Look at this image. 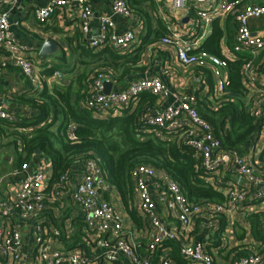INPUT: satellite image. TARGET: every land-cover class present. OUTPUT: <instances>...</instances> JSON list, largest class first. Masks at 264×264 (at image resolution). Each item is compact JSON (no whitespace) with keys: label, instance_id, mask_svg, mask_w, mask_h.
Instances as JSON below:
<instances>
[{"label":"built area","instance_id":"1","mask_svg":"<svg viewBox=\"0 0 264 264\" xmlns=\"http://www.w3.org/2000/svg\"><path fill=\"white\" fill-rule=\"evenodd\" d=\"M188 1L199 4L198 27L203 34L216 18L232 17L236 20L237 33L231 53L233 58L246 52L255 58L264 50V39L254 35L249 24L252 19L264 18V6L243 5L236 1L209 7L207 5L211 0H172V4L174 9L182 11ZM16 2L17 0H0L3 5ZM77 2V19L81 33L87 36L93 12L87 0ZM67 4L66 0H55L38 8L37 21L40 24L48 23L56 12ZM112 12L114 15L129 17L131 8L125 0H114ZM100 22V34L90 41L93 49L112 43L116 50L122 52L136 43V36L132 31L109 35V31L115 26L111 17H102ZM10 26L8 14L0 12V47L9 54V62L20 69L31 84L38 88L40 75L26 55L27 48L10 35ZM155 45L171 49L184 67H211L218 78H221V70L226 66L225 60L206 51H197L198 41L180 33L167 34ZM9 62L2 61L0 70ZM258 70L253 59L247 61L242 82L248 86V90H254L258 94V136L264 141V77ZM107 80H111L108 70L101 72L94 79L91 86L92 97L85 104L88 109L107 118L111 117L112 113L136 104L145 93L157 97L168 95L166 86L159 79L138 80L122 92H110L106 95L104 82ZM227 83L228 79L225 78L216 85L219 96L224 94ZM196 104L197 97L194 95L179 98L177 107L170 106L149 113L145 116L144 123L148 127L168 133L183 129L182 138L201 160L202 168L209 178L208 182L224 193V203L192 204L166 172L151 165L138 166L132 172L135 206L150 238L146 249L141 251V246L129 230L125 218L104 196L109 192V188L103 180L98 162L88 159L83 163L85 172L81 182L68 194L72 203L82 212L85 227L90 235L89 254L86 256L81 250L63 252L57 249L61 233L53 229L50 234L44 216L50 209V203L60 198L67 186L56 188L50 193L47 190L52 171H49L47 166L44 167L45 163L34 167L24 164L18 171L24 174V180L16 196L1 211L0 264H27L23 236L29 231L34 244L33 264H175L172 252L167 251L170 249L168 244L172 242L180 243L179 255L188 264H215L213 256L207 251L206 243H192L191 234L198 223H201L202 227H207L211 234L216 235L221 216L231 219L233 214L239 212L246 204L263 201L264 172L260 171V164L246 161L237 151H226L221 140L215 136L211 124L201 117ZM185 117L191 122V126L183 123ZM0 120L12 123L16 122L17 118L10 110L0 105ZM75 129L76 125H69L71 139L74 138L72 133ZM225 172L233 173L235 177L224 178ZM173 215L178 222L175 230L164 224V217ZM13 220L18 221L20 225H14ZM254 245L262 246L257 242ZM230 262L264 264V248L262 251L252 250L250 255L231 259Z\"/></svg>","mask_w":264,"mask_h":264},{"label":"crops","instance_id":"2","mask_svg":"<svg viewBox=\"0 0 264 264\" xmlns=\"http://www.w3.org/2000/svg\"><path fill=\"white\" fill-rule=\"evenodd\" d=\"M53 1L55 0H17L12 5L0 4V12L7 13L10 20V35L27 48L26 55L33 62L36 72L40 75L41 80H39L37 89H43L44 85L51 89L54 85L71 84L76 75L85 70L82 64L91 62L93 51L98 52L107 46L114 48L112 43L95 50L91 47V39L96 38L101 32L100 21L102 17H111L114 22L115 26L109 31V35H120L127 31L134 32L136 43L121 52L124 54L135 51L144 42L155 40L156 36L162 33L164 35L180 33L184 37H190L198 41L200 49L210 37L213 24L218 21L223 30H226V26H230L229 33L228 31L225 33L220 43L223 57L233 60L241 56H251L246 52L233 58V54H231L237 33V23L232 17L216 18L208 31L203 34L198 27L199 4L194 1H188L185 9L179 11L174 9L172 0H125L131 8V15L124 17L113 14L114 0H87L93 12L91 28L87 36L81 33L77 19V0H66L67 6L59 9L48 23L40 24L37 21L36 10ZM236 1L243 5L264 6V0H211L207 6L212 7L213 5ZM249 24L252 33L264 39V18L252 19ZM47 41H53L55 45L48 52L42 54V49ZM156 42L145 46L143 52L145 69L143 73L121 83L110 80L113 83L112 92H122L131 83L138 80L159 79L166 86L168 95L158 98L155 111L170 106L177 107L179 98L182 99L185 96L207 97L210 102L214 97H219L216 85L221 79H228L224 68L221 70V78H218L211 67H184L176 59L171 49L157 46L155 45ZM263 52L264 50L253 59L260 60ZM2 56L0 55V58ZM3 60L5 61L6 58L3 57ZM12 66L9 62L6 67H2L0 70V105L10 110L18 118L25 115L26 111L19 104L12 103L11 100L20 93H26L33 88L21 71ZM258 67L260 75L264 77V62ZM212 81L213 86L210 85ZM249 91L250 97L256 103L257 92ZM117 113L115 114L117 115ZM183 123L191 126V122L186 117L183 118ZM226 151L228 150L226 149ZM239 154L246 161L264 166L262 161L264 141L259 139L258 134H255L244 145L242 153ZM15 160L16 157L13 153L1 152L0 150V217L2 209L16 196L20 184L24 180V174L18 172L19 169L15 166ZM41 163H45L44 167L47 166L48 170L52 171L50 162L42 156L35 158L31 162V166H38ZM84 172L83 164H77L74 167L66 191L61 193L60 198H56L50 203V209L44 216V222L50 234L53 229H57L61 233L57 249L63 252L81 250L87 256L89 254L90 235L85 227L80 208L72 203L69 198V191L74 190L81 182ZM234 177L235 175L230 172L224 174V178L227 179ZM108 188L109 192L104 196L114 205L116 211L125 218L129 230L133 233L138 245L141 246V251H144L150 241L144 222L138 224L131 220L116 191L109 185ZM136 211L140 217L137 208ZM253 215H264V200L246 204L239 212L234 213L231 219L224 217L226 227L224 233H219V237H215V234H211L207 227H202L201 223H198L191 234L190 241L192 243L200 241L206 243L207 251L213 256L215 264H230L231 259L240 258L241 250L249 252L250 255L253 247L256 246L254 243L257 241L252 239L251 226L247 220ZM206 221L209 222L207 219ZM12 223L17 227L20 225L18 221L14 222L13 220ZM164 224L172 230L178 227L174 215L164 217ZM222 224L223 222L220 221V227ZM23 238L25 260L27 264H33L34 244L31 231L26 233ZM172 243L168 244L170 249L167 251L172 252L175 264H179L180 243Z\"/></svg>","mask_w":264,"mask_h":264},{"label":"trees","instance_id":"3","mask_svg":"<svg viewBox=\"0 0 264 264\" xmlns=\"http://www.w3.org/2000/svg\"><path fill=\"white\" fill-rule=\"evenodd\" d=\"M227 31L229 33L230 26L223 30L216 21L210 37L197 50L225 60L228 83L224 94L214 97L211 102L207 97L196 96V108L201 117L211 124L224 148L242 153L244 145L259 132L256 112L260 105L250 97L248 87L242 82L244 65L253 57L226 60L222 55L220 43ZM164 36L163 33L159 34L155 40L144 42L128 54L110 46L98 52L93 51L91 62L82 64L85 70L79 72L69 85H54L51 89L44 85L43 89H37L24 76L33 89L20 93L11 102L22 106L26 114L12 123L0 120V149L11 150L19 170L37 157L46 158L52 169L47 190L50 193L69 185L67 181L77 164H83L88 159L96 160L102 170L103 180L116 191L129 217L138 224L142 220L135 208L132 172L140 165H151L166 172L192 204L224 203V193L208 182L201 160L182 138L183 129L168 133L144 123L145 116L157 108L159 97L145 93L136 104L118 111L117 115L112 113L108 118L85 106L92 97V83L101 72L108 70L111 80L117 83L139 76L145 69L143 52L146 44H153L158 39L159 42ZM0 55H3L0 64L4 61L3 57L9 62V54L1 47ZM253 62L259 68L264 62V52L260 60L253 59ZM210 85L213 86V81ZM71 124L76 125L73 139L69 135ZM262 161L264 164V156ZM260 171L264 172L261 164ZM224 217H220L223 224L215 237L224 233ZM247 220L251 226L252 239L262 245H256L253 250L262 251L264 215H253ZM248 255L249 252L241 250L239 256ZM178 261L179 264H188L181 257Z\"/></svg>","mask_w":264,"mask_h":264},{"label":"water","instance_id":"4","mask_svg":"<svg viewBox=\"0 0 264 264\" xmlns=\"http://www.w3.org/2000/svg\"><path fill=\"white\" fill-rule=\"evenodd\" d=\"M55 45V43L53 41H47L44 44V47L42 49V54H45L46 52H48L51 48H53ZM104 94L108 95L110 92H112V88H113V83L110 80H107L104 82Z\"/></svg>","mask_w":264,"mask_h":264},{"label":"rangeland","instance_id":"5","mask_svg":"<svg viewBox=\"0 0 264 264\" xmlns=\"http://www.w3.org/2000/svg\"><path fill=\"white\" fill-rule=\"evenodd\" d=\"M6 141V139L4 140V142ZM1 150V152L2 151H6V152H11V150L10 149H7V148H3V149H0Z\"/></svg>","mask_w":264,"mask_h":264}]
</instances>
